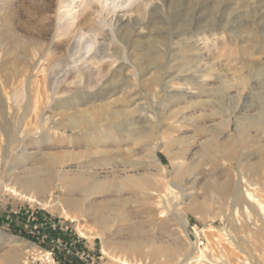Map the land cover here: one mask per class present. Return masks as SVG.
<instances>
[{
  "label": "rangeland",
  "instance_id": "374dc122",
  "mask_svg": "<svg viewBox=\"0 0 264 264\" xmlns=\"http://www.w3.org/2000/svg\"><path fill=\"white\" fill-rule=\"evenodd\" d=\"M140 1L83 62L89 12L63 34L60 0H0V264H264V0ZM28 178L47 205L10 192Z\"/></svg>",
  "mask_w": 264,
  "mask_h": 264
},
{
  "label": "bare ground",
  "instance_id": "6f19581e",
  "mask_svg": "<svg viewBox=\"0 0 264 264\" xmlns=\"http://www.w3.org/2000/svg\"><path fill=\"white\" fill-rule=\"evenodd\" d=\"M60 2L62 4H64V6H63L64 7V11H62L61 14H59V13L57 14V16H56L57 21L56 22L60 23V26L58 27V31H60L61 33L66 34L67 31H69V30H71L73 28H81V26L87 24L88 22H89L88 23L89 25H91L92 23H94V25H95V27H93L90 30L91 34L88 37V39L90 38L89 43L87 45L84 44V45H86L85 46V51H84L86 54H85V56L83 57L82 60H80V58H79V61H83V62L89 61L92 58L93 59L94 58H99V56H100V54H99L100 51L98 50V47H99L98 46L99 45L98 41L99 40H98V38H96V36L98 35V32L100 31V29H101V32H100L99 36H103L104 33H105V34L109 35L111 38H115L117 30L123 24L128 25L130 23V8H131L130 6L133 5V4L134 5L137 4L138 6H139V4H141V5L143 4V2L140 1V0H60ZM143 5L147 6L146 4H143ZM86 12H89V15H87L89 17L88 20H87L88 22L86 20H84V21L80 20V16L84 15ZM105 12H108V14L110 13V16H109L108 20L105 18L106 21H103V19H104L103 18V14ZM95 14H97V15H95ZM106 14L107 13H105V17H106ZM92 16H93V18H90ZM99 22L104 23V24H101L102 27L98 26ZM77 23H81V24H77ZM7 34L8 35H6V31L3 33V35H5L10 40L9 46H11V49H13L15 51H18V53H24V52H26V49L29 51V48L33 49V48L38 47V45H39V42L33 41V40L32 41L28 40V41H26V42L21 44L19 42V39L15 35V33H12L11 31H9V32L7 31ZM48 49H50V48H48ZM43 56H44V54H42V57ZM104 57H105V54L100 57V60H103ZM100 60H99L100 63L101 62L102 63L106 62L104 60H103L104 62L100 61ZM96 61H97L96 63H98V59ZM84 69L92 70L90 67L84 68L82 66V64H81V65H78V66L75 65V67L73 66V68H71V66H70V67L66 68L65 70H63L61 72H62V74L64 72V75H65L69 71L78 72V71H82ZM103 69H104V67H102L101 64H99V68H97L98 72L100 73L101 71H103ZM33 72H34V70L32 68L31 74ZM87 73H89V72L88 71L85 72L84 75L87 74ZM112 115L118 117L119 113L114 112ZM240 120L241 119H237V127H240L242 125L240 123ZM242 120H244V119H242ZM78 124L80 125V124H82V122L81 123H79V122H75L74 123V125H78ZM155 148H157V147H155ZM230 155H231V153L224 154V156L226 157L225 160H228V158H230ZM151 159H152L153 163L157 162L155 154H151ZM249 166H250L249 167L250 168V173L252 174V176L253 177L258 176V172H259V169H260V168L259 169L257 168L258 165L256 163H254V164H250ZM263 167H264V163H263ZM238 168H239V174H238V178H237L236 182H234L235 185H234L233 196H232L233 197V201H235V202H237V201H241L242 202L243 201V203L249 204L251 201H254L253 193L250 192V190H252V189H250L251 185L247 184L246 188L243 190V188H242L243 177L240 174V170L243 169V164L240 161H239V167ZM25 181H26V184H27V185L25 184V188H23V186H21L20 188H18L16 190L13 189V188H9L10 192L13 193L16 196L22 197V198L27 199V200H29L31 202H36L37 204H41V205H47V201H45L43 199V197H41V196H44V187H43V185L40 182H37L38 180L35 181L34 179H30V178L25 179ZM243 182H244V180H243ZM258 183L255 182L253 185H257ZM18 186H19V184H18ZM226 186H227V183H223L222 185H219V187L222 190ZM247 188H249V189H247ZM31 191H34L33 195L36 194L37 196L39 195V197H36V195H35V197L28 195L30 193H33ZM165 192L166 193L164 194V196H162V197L159 196L161 198L160 205L162 207L161 208L162 211H160V213H165L166 211H168V207L170 206L172 200L180 205L182 203V200H181L182 197L185 196L184 192H182L181 190H177L175 185L167 186ZM224 193H226V192H224ZM256 203L258 205V202H256ZM61 206H62L63 214H64V216L66 218H68L71 222H77V223L79 222V218L78 217H75V216L71 215L70 213H68L63 208L62 204H61ZM95 215H97V214H95ZM96 218H97V216H95L94 219L96 221H98V219H96ZM79 233H80L81 236L89 238L88 234L83 233L81 230H79ZM100 235H102V234H100ZM130 246H131L130 248L134 247L133 244H130ZM102 252L104 254L108 255V256H111V259L113 261H115L116 263H119V264H143L140 261H135V262L134 261H129L124 256H112L111 254H108V252L105 249H103ZM201 255H202V252H200V256ZM176 264H182V263H176Z\"/></svg>",
  "mask_w": 264,
  "mask_h": 264
},
{
  "label": "built area",
  "instance_id": "2783aa9c",
  "mask_svg": "<svg viewBox=\"0 0 264 264\" xmlns=\"http://www.w3.org/2000/svg\"><path fill=\"white\" fill-rule=\"evenodd\" d=\"M43 259L47 264H54V259L51 254H46Z\"/></svg>",
  "mask_w": 264,
  "mask_h": 264
}]
</instances>
